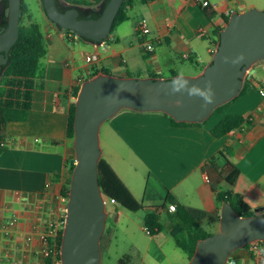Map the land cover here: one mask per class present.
<instances>
[{"label": "crops", "instance_id": "1", "mask_svg": "<svg viewBox=\"0 0 264 264\" xmlns=\"http://www.w3.org/2000/svg\"><path fill=\"white\" fill-rule=\"evenodd\" d=\"M92 1L75 0L76 6L87 10L98 6ZM204 1L209 5L202 6ZM253 7L264 9V0H132L127 5L128 21L133 14L139 19L130 31L121 28L122 23L116 26L102 45L58 30L46 18L41 30L46 52L33 80L28 116L25 121L4 125L7 144L0 152V264H44L39 235L50 225L61 228L67 203L62 189L70 181L69 162L74 158L67 119L78 79L91 78L102 69L120 76L129 72H156L162 77H170L172 72L190 74L179 71L186 62L197 74L211 61L218 42L215 30L225 24L223 12H244ZM141 19L148 23L150 33L146 36L136 32ZM148 43L152 51L146 50ZM89 55L97 59L86 64ZM245 82L247 87L240 97L201 124L174 125L161 112L122 110L102 125V157L146 208L141 215L125 216L149 237L147 252L157 245L163 231L170 235V221L161 220L164 212L170 214L166 210L168 197L174 204L219 215L204 166L213 159L219 168L224 167V150L231 152L228 160L264 193V96L260 94L264 91V61L248 72ZM228 115L242 116L246 122L214 137L211 129ZM221 187L228 189L225 183ZM112 205L115 215L108 216L112 219L108 229L113 238L123 212ZM161 205L166 206L158 210L164 229L151 236L142 219ZM11 216L17 222L5 235ZM235 252L232 257L237 264L251 263L248 250Z\"/></svg>", "mask_w": 264, "mask_h": 264}, {"label": "water", "instance_id": "2", "mask_svg": "<svg viewBox=\"0 0 264 264\" xmlns=\"http://www.w3.org/2000/svg\"><path fill=\"white\" fill-rule=\"evenodd\" d=\"M6 1V2H5ZM0 0V83L9 52L18 38L22 0ZM44 15L58 30L102 45L125 0H107L99 16L57 0H40ZM264 61V9L232 12L219 32L211 61L195 75L135 77L100 73L85 79L74 98V167L71 172L59 247L60 264H100L101 238L108 212L98 183L102 125L122 110L161 112L177 123L201 124L218 107L240 94L248 72ZM211 97L207 102L201 95ZM1 118V114H0ZM4 130V124L0 123ZM264 207L240 216L224 201L217 231L197 241L187 264H227L233 252L264 241Z\"/></svg>", "mask_w": 264, "mask_h": 264}, {"label": "trees", "instance_id": "3", "mask_svg": "<svg viewBox=\"0 0 264 264\" xmlns=\"http://www.w3.org/2000/svg\"><path fill=\"white\" fill-rule=\"evenodd\" d=\"M106 1L107 0L92 1V5H98L95 8H91L90 12H92L93 17L99 16ZM147 1L149 0H141L142 3H146ZM69 2L71 3L68 4L69 6L72 4L76 6L77 4L75 0H69ZM129 3H132V0H125L121 5L111 31L119 24L128 20L129 16L127 13V5ZM58 8L60 9V7ZM80 10L83 9L80 8ZM87 12H89V10L82 11L80 16L84 17ZM21 13L22 21L25 15L23 3ZM209 17L211 16L209 15ZM227 20L228 17L223 18L225 24ZM21 21L19 24L17 41L9 52V64L2 73V80L0 83V123H3L4 125L7 122L26 120L30 110L32 91L34 88L33 80L39 71V61L46 52L43 40L44 37L40 27L30 21L25 24H21ZM222 28L223 27L215 30L217 41L219 32ZM2 29L3 28H0V31ZM65 32L76 36L71 31L65 30ZM100 73L111 74L108 70L102 69L98 72H94L91 77ZM175 74V72H172L170 77ZM126 75L133 76L130 72ZM144 75L155 78L163 76L162 74L156 72H137L135 76L143 77ZM246 87L247 83L245 82L238 97L245 92ZM77 92L78 87L74 89V97ZM224 105L215 109L212 115L221 110ZM74 113L75 106L74 103H72L67 119V136L70 140L73 139ZM169 119L174 125H192L187 123H177L171 117H169ZM244 122H246V120L242 116L228 115L211 129V134L216 138L222 137L230 131L240 127ZM3 140H5L4 130L0 129V142ZM1 151H3L2 147H0V152ZM230 154L231 152L229 150H224V152H222V155L226 159V164L222 168H219L213 159L209 160L205 164L204 170L207 175L210 188L215 193L216 201L219 207L222 202L226 201L231 204L240 216L254 215L257 208L264 207V193L259 190L245 175H243L235 164L228 160ZM73 167L74 158L69 162L70 172H72ZM98 183L102 195L105 198L114 199L116 206L118 205L132 212L143 211L146 209L140 201L134 198L111 165L103 157L100 159L98 164ZM222 183H225L228 186V189H222ZM68 188L69 182L62 189V195L65 198L68 197ZM167 202H169V204H174V201L169 197L167 198ZM175 205V211L169 214V221L171 223L170 236L173 238L175 246L180 249L189 260L194 253L197 241L212 235V233L208 231V228H210L213 224H218L219 215L210 214L204 210L180 204ZM164 208H166L165 205L156 206L153 207L152 211L145 213L142 219V224L144 226V230L149 235L157 236L163 231L164 225L160 222L158 210ZM262 214L264 215V211ZM64 218L65 213L61 220V228L58 230L55 238L57 250H59L60 247ZM110 243L111 236L110 231L107 228L101 238V249L105 250ZM259 243L260 242H255L245 246L244 248L249 251L251 247L257 246ZM118 264H130V255H126L119 259Z\"/></svg>", "mask_w": 264, "mask_h": 264}, {"label": "rangeland", "instance_id": "4", "mask_svg": "<svg viewBox=\"0 0 264 264\" xmlns=\"http://www.w3.org/2000/svg\"><path fill=\"white\" fill-rule=\"evenodd\" d=\"M24 5L25 15L21 24H25L28 21L34 23L43 30L44 22L46 21V16L44 15L41 9L40 0H22ZM29 19H28V18ZM139 15L133 14L129 21L122 23V27L130 29L134 26L136 21L139 19ZM115 28L111 31L110 35H113ZM133 39H135L134 32L132 33ZM107 40V39H106ZM192 69V70H191ZM180 72L190 73V74H181L192 76L195 75L192 65L185 63L182 68L179 69ZM131 75L135 76L136 73L130 72ZM165 77H167L164 74ZM136 77V76H135ZM143 77H146L145 75ZM103 127H101V146L103 149L104 146V134L102 132ZM228 188V187H227ZM223 189L225 190L226 187ZM119 210L123 212L119 224L115 226V232L113 238L111 237V243L108 247L102 251V259L100 264H118V260L123 258L126 255H130V264H187L186 255L175 246L173 238L168 234L167 230L163 231L159 237H157V245L152 246L149 252L146 251V246H148L149 237L145 236L138 227L130 219L126 218L125 215H141L142 211L130 212L126 209H123L120 206H116ZM106 210L108 216H114L115 211L113 210V205L107 204ZM110 217L106 220V228H109L111 224ZM161 220L164 223H167L169 216L164 212L161 216ZM218 224H213L208 231L210 233H215L217 231ZM105 233V231H104ZM103 233V234H104ZM131 245H135L136 249H132ZM236 252L232 254L235 257Z\"/></svg>", "mask_w": 264, "mask_h": 264}, {"label": "built area", "instance_id": "5", "mask_svg": "<svg viewBox=\"0 0 264 264\" xmlns=\"http://www.w3.org/2000/svg\"><path fill=\"white\" fill-rule=\"evenodd\" d=\"M209 5L208 1L202 2V6L206 7ZM225 17H229L231 12L229 10H225L223 12ZM225 25V24H224ZM136 32L140 36H146L150 33V30L148 28V23L146 19H141L137 26H136ZM146 50L152 51L153 47L150 43L146 45ZM183 58L186 57V55L182 56ZM97 59L96 55H89L85 57V62L86 64H91L95 62ZM86 74H90V70L86 71ZM85 80L84 77H81L77 81V87L79 88L80 84ZM260 94L264 96V91H261ZM75 98V97H74ZM6 140H3L0 142V147L5 148L6 146ZM115 204L114 199H108L104 197V204ZM176 209L175 204H168L167 206V211L169 213L174 212ZM12 218L8 222V228L5 230V235H9V230L12 228L16 222L17 218L15 216H11ZM58 230L54 226H48V229L45 230L43 233L39 235V239L41 241L42 247H41V257L44 260V264H60V259H59V250L56 248L55 244V238L57 236ZM249 255L251 259L250 264H264V241L260 242L257 246L251 247L249 250ZM227 264H237L236 260L231 256L228 260Z\"/></svg>", "mask_w": 264, "mask_h": 264}, {"label": "flooded vegetation", "instance_id": "6", "mask_svg": "<svg viewBox=\"0 0 264 264\" xmlns=\"http://www.w3.org/2000/svg\"><path fill=\"white\" fill-rule=\"evenodd\" d=\"M2 1H5V0H2ZM6 2V1H5ZM57 5H58V7H60V9H65L66 7H68L69 5L66 3V2H62L61 0H58V2H57ZM83 9V8H82ZM84 10H87V9H83V10H81V12L82 11H84ZM21 11H22V9H21ZM91 11V10H90ZM92 13V12H91ZM21 12H20V21H21ZM86 15V14H85ZM20 21H19V24H20Z\"/></svg>", "mask_w": 264, "mask_h": 264}, {"label": "clouds", "instance_id": "7", "mask_svg": "<svg viewBox=\"0 0 264 264\" xmlns=\"http://www.w3.org/2000/svg\"><path fill=\"white\" fill-rule=\"evenodd\" d=\"M201 95L203 96V99L207 102H211V97L209 96H205L203 93H201Z\"/></svg>", "mask_w": 264, "mask_h": 264}, {"label": "bare ground", "instance_id": "8", "mask_svg": "<svg viewBox=\"0 0 264 264\" xmlns=\"http://www.w3.org/2000/svg\"><path fill=\"white\" fill-rule=\"evenodd\" d=\"M107 198V197H106ZM260 244V243H259Z\"/></svg>", "mask_w": 264, "mask_h": 264}]
</instances>
